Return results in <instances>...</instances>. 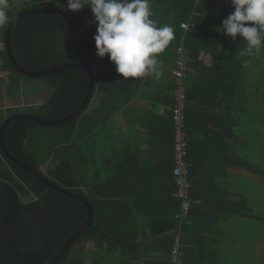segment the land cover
<instances>
[{"label":"trees","instance_id":"16d2710c","mask_svg":"<svg viewBox=\"0 0 264 264\" xmlns=\"http://www.w3.org/2000/svg\"><path fill=\"white\" fill-rule=\"evenodd\" d=\"M9 2L10 21L25 10L57 7L74 22L84 38L95 45L93 36L96 25L90 23L93 17L88 7L73 12L66 9V0H56L55 4L46 3L45 0ZM151 7V18L158 26L168 24L174 28L175 38L158 55V60L172 59L174 67V59L178 58L175 49L182 45L187 50L189 73L191 68L199 67L200 53L209 54L213 56L215 66H220L218 77L226 85L230 104L234 102L231 96L242 82H245L246 96L248 89L245 69L259 55L241 57L239 53L246 47V42L239 34L233 40L217 30L221 27L222 20L234 10L223 7L219 0H151ZM189 19H192L194 26L184 31L180 23ZM6 28L7 26L0 28V74L6 78L4 96H19L22 85L34 80L44 82L49 94L39 105H28L15 110L3 108L2 102L0 125L8 116L16 113L55 120L75 110L87 90V74L79 68H67L40 79L21 75L12 66L5 50ZM10 41L15 59L28 71H41L70 62L88 66L95 79L90 101L95 94H100L95 107L88 108L89 101L83 112L63 124L45 126L27 120H16L7 126L4 133L5 146L14 157L42 173L56 186L84 197L93 209L92 224L70 246L58 264H140L143 248L141 238L131 215L128 217L125 212V201L112 190L119 180L124 179L123 164L116 161V154L94 158L92 152L87 154L84 148L93 149L96 143L94 132L105 127L115 113L130 103L143 84L142 78H122L107 55L103 59L98 58L96 51L85 47L65 19L57 13L32 14L19 19L11 30ZM261 53L264 54V48ZM231 106L229 105L230 110ZM186 141L188 145L187 137ZM105 147L109 148L107 145ZM173 148L172 122V164ZM50 161L53 166L45 172L40 170L41 166ZM259 168L264 172L262 164ZM0 180L10 185L20 200L19 221L1 247L2 259L7 264L50 263L66 240L85 221V207L49 189L7 160L1 152ZM179 211L180 206L171 217L174 224L171 225L172 231L179 222L176 217ZM11 216V199L0 189V236L10 223ZM172 231L164 238L161 250L164 255L161 261L155 264H168ZM87 242L93 243L95 254L88 255L84 251Z\"/></svg>","mask_w":264,"mask_h":264},{"label":"crops","instance_id":"0c3cea01","mask_svg":"<svg viewBox=\"0 0 264 264\" xmlns=\"http://www.w3.org/2000/svg\"><path fill=\"white\" fill-rule=\"evenodd\" d=\"M199 57V67L191 68L184 80L191 184L184 262L264 264V214L255 207L264 197V172L255 158L245 153L246 149L253 151L246 145L242 125L245 82L237 87L230 104L226 85L218 77L220 66H215L209 54L200 53ZM163 59L159 60L160 77H142L143 84L130 103L94 132L93 149L84 148L94 158L116 154V161L123 164L124 179L112 190L125 201V212L131 215L141 238L140 264L161 261L164 238L174 225L171 217L180 206L171 174L173 60ZM5 82L0 74L3 94ZM256 86L255 91L261 86L264 92V80ZM14 98L0 96L3 108H9ZM99 100L100 94H95L88 108ZM7 102L10 105L5 107ZM84 251L96 253L92 242L86 243Z\"/></svg>","mask_w":264,"mask_h":264},{"label":"clouds","instance_id":"9594fccd","mask_svg":"<svg viewBox=\"0 0 264 264\" xmlns=\"http://www.w3.org/2000/svg\"><path fill=\"white\" fill-rule=\"evenodd\" d=\"M56 3V0H45ZM234 9L217 29L233 40L237 34L246 42L239 55L258 56L264 48V0H231ZM88 7L96 25L93 36L96 56L106 55L122 78H159L158 55L174 37V28L158 26L152 19L151 0H66V9L76 12ZM9 0H0V28L10 23ZM187 102V95H186Z\"/></svg>","mask_w":264,"mask_h":264},{"label":"water","instance_id":"95a60500","mask_svg":"<svg viewBox=\"0 0 264 264\" xmlns=\"http://www.w3.org/2000/svg\"><path fill=\"white\" fill-rule=\"evenodd\" d=\"M40 13H57V14L61 15L65 19V21L69 24V26L73 29V31L75 32L79 41L85 47L92 49L94 51H96V49H95V45L90 44L84 38V36L80 32V30L77 28V26L74 24V22L67 16V14L63 10H61L57 7L36 8V9L25 10V11L18 13L15 17H13V19L7 25V28H6L5 34H4V45H5V50H6L8 59L11 62L12 66L21 75L28 77V78H32V79H40V78L46 77L48 75H51L55 72H58V71H61V70L67 69V68H79L82 71H84L88 77L87 90L85 92V95H84L81 103L78 105V107L75 110H73L71 113L67 114L66 116H64L60 119L47 120V119H43V118L31 115V114L16 113V114L8 116L0 125V152L2 153V155L7 160L12 162L14 165L19 167L23 171L32 175L34 178L39 180L46 187L53 190L54 192L66 197V198H69V199H72L74 201L79 202L80 204H82L85 207V209L87 211V217H86L85 221L66 240V242L63 244L61 249L58 251L56 256L53 258V260L50 263H48V264H58L60 262V260L65 256V254H66L67 250L70 248V246L92 224L93 217H94L93 209H92L90 203L84 197L77 195L75 193H72L70 191H67L66 189H63L61 187L56 186L51 181H49L42 173H40L37 170H34L30 166L26 165L25 163H23L22 161L18 160L16 157H14L8 151V149L5 146L4 133H5L7 126L16 120H27V121H31V122L38 123V124L45 125V126H57V125L63 124L65 122L75 118L77 115H79L81 112H83V110L86 108L87 104L89 103L90 98H91V94H92V91L94 88L95 79H94L93 71L88 66H86L82 63H79V62L65 63L62 65H58L55 67L47 68V69H44L41 71H34V72L24 69L17 62V60L15 59V57L13 55L12 48H11V41H10L11 30H12L13 26L15 25V23L19 19H21L25 16H28V15L40 14ZM0 189L8 194V196L10 197L11 202H12V216H11L10 223L8 224V226L5 229V231L3 232V234L0 236V250H1V247L7 241V239L11 236V234L13 233V231L15 230V228L18 224L19 216H20V200H19V197H18L17 193L15 192V190L10 185H8L6 182H4L2 180H0ZM0 264H7L2 259L1 253H0Z\"/></svg>","mask_w":264,"mask_h":264},{"label":"built area","instance_id":"2783aa9c","mask_svg":"<svg viewBox=\"0 0 264 264\" xmlns=\"http://www.w3.org/2000/svg\"><path fill=\"white\" fill-rule=\"evenodd\" d=\"M225 8L233 7L231 0H219ZM194 26L192 19L180 23V27L187 31ZM186 49L179 45L175 52L178 58L174 59V67L171 74L174 80L173 97L174 103L170 109L171 119L174 125V148H173V167L172 176L175 185V195L180 200V211L176 214L179 222L172 231V244L168 253V264H184L183 254V227L187 223V217L191 208L189 171L186 162L188 145L186 141L185 127V108H186V86L184 80L187 76L188 66Z\"/></svg>","mask_w":264,"mask_h":264},{"label":"rangeland","instance_id":"374dc122","mask_svg":"<svg viewBox=\"0 0 264 264\" xmlns=\"http://www.w3.org/2000/svg\"><path fill=\"white\" fill-rule=\"evenodd\" d=\"M245 79L248 91L245 99L247 102L245 101L244 104V114H241L243 115L242 125L245 136H247L245 137L247 139L246 145L253 147V151L246 149L245 153L254 157L259 166L262 164V167H264V92H262V89L260 90L261 86L256 90H260L259 94L254 91L256 85L264 80V54L261 53L256 60L248 63L245 69ZM47 90H49L48 87L40 80L27 81L21 88L19 96L11 101L9 108L15 110L28 105L36 106L45 100L44 98L48 95ZM0 96H4L2 91H0ZM2 102L3 99H0V104ZM7 103L5 107L10 105V102ZM259 111H262L263 115L257 117ZM51 166H53L52 161L41 166L40 170L45 172ZM262 189L264 190V188ZM255 207H259V211L264 214V197L261 198L259 204L258 202L255 204Z\"/></svg>","mask_w":264,"mask_h":264}]
</instances>
